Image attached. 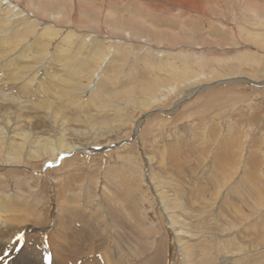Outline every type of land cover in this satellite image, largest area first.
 Returning <instances> with one entry per match:
<instances>
[{"label":"rangeland","instance_id":"1","mask_svg":"<svg viewBox=\"0 0 264 264\" xmlns=\"http://www.w3.org/2000/svg\"><path fill=\"white\" fill-rule=\"evenodd\" d=\"M51 1L0 0V138L82 146L0 174L37 190L16 231L54 264L79 229L85 264H264V0Z\"/></svg>","mask_w":264,"mask_h":264},{"label":"bare ground","instance_id":"2","mask_svg":"<svg viewBox=\"0 0 264 264\" xmlns=\"http://www.w3.org/2000/svg\"><path fill=\"white\" fill-rule=\"evenodd\" d=\"M189 1L190 3L196 2V0H187V4ZM161 2L162 0H158L156 2V6L161 8ZM200 2L201 0L199 1V3ZM47 3L54 4L58 8L61 6L62 1L53 0ZM168 3L170 6H173V4H181L179 0H168ZM203 3L204 0L202 1V4ZM106 57L107 55L105 56V58ZM193 92V90L188 92L187 97L190 94H193ZM140 125L141 123L137 124L138 131L140 130ZM13 142L14 143H12L10 151L7 152V147L4 145L2 138H0V174H2V172L8 167H28L31 161L46 160L47 163L55 162L58 157L60 158L71 152L72 150H76L80 146H82L79 141H77L75 144L70 145H67L65 143L61 145L58 151H54L48 140H46L45 137L40 136L35 138V140L33 141L32 145L35 146L36 149H39L35 151L33 150V146H30L29 149L28 147L25 148L26 144L23 139H21L19 142H15L14 139ZM14 148L16 149L14 150ZM24 149L29 150L26 155L23 154ZM1 181L2 178H0V182ZM5 187L8 186L6 184H0V264H47V262L49 264H54L48 259V257L50 256V252L47 251L49 249L48 247H46L43 237H39V235L36 232H33V230L31 229H25L21 231H16L15 229V227L20 224L21 221L24 224L31 223L32 226L34 222L38 223V221H42L40 216L33 210L38 205L37 202H33L32 204L29 203L32 208L30 214H21L23 204L20 203V200L25 199L27 193L32 194L37 190L34 189V187L32 191L30 189L28 191H23V189L19 188L15 194H12L11 191ZM65 193L67 192L60 188L59 194L63 196L65 195ZM25 202L28 203L29 201L26 200ZM79 230L80 231L70 230L67 231L64 235L58 237L60 243L65 247V251L62 254V257L59 260L58 264H70V258L72 262L71 264H85L84 255L86 250H88L89 252L96 251L92 247H85V242L87 241L86 235L82 232L81 229ZM47 231L49 232V230ZM15 233L17 236L23 234L24 240L13 243V241H16L17 238L15 236ZM203 253L204 252L202 251V253L198 255H201ZM97 263L98 262H96L95 264Z\"/></svg>","mask_w":264,"mask_h":264},{"label":"snow or ice","instance_id":"3","mask_svg":"<svg viewBox=\"0 0 264 264\" xmlns=\"http://www.w3.org/2000/svg\"><path fill=\"white\" fill-rule=\"evenodd\" d=\"M23 240H24V236H23V234H21L20 236H18L16 238V241H13V243H16L18 241H23ZM17 250H19V249H17ZM48 259H49V261H51V257L50 256L48 257Z\"/></svg>","mask_w":264,"mask_h":264}]
</instances>
